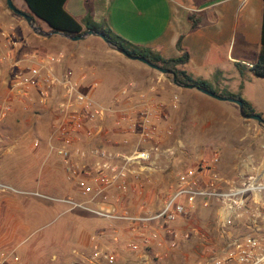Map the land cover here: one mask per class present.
Segmentation results:
<instances>
[{"label":"crops","instance_id":"1","mask_svg":"<svg viewBox=\"0 0 264 264\" xmlns=\"http://www.w3.org/2000/svg\"><path fill=\"white\" fill-rule=\"evenodd\" d=\"M20 2L24 7L12 4L17 9L30 13L22 0ZM62 7L76 22L81 24L85 17H89L93 23L102 24L124 41L146 48L164 59L179 56L180 53L176 50V43L179 41L181 49L187 54V61L178 67L179 70L193 80L206 82L218 96L223 92L239 96L240 100L250 107L252 114L264 120V105L256 104L248 95V90L256 78L251 74L250 68L260 52L262 0H64ZM32 17L33 20L36 19ZM14 18L6 9L4 0H0V27L11 23L20 26L21 29V23H17ZM42 31L49 32V29L46 26ZM61 49L67 56L65 67L70 70L72 65H76L75 70L72 71L74 76L81 77L84 86L89 87L83 89V92H87L95 101L93 93L99 84L94 74L95 65L100 62L108 63L107 60L113 59V56H121L118 53L110 55L108 52L113 51L103 50L95 44V41L78 46L76 42L51 35L22 41L20 48L12 57L24 60L25 63L26 56L31 54L44 55L45 52L54 54ZM124 59L126 63L115 62L122 70L116 84L111 88V96L105 102L95 101L96 103L111 108L114 111L113 115L117 114L127 106V103L125 101L114 104L111 101L112 96L116 88L128 83H134L155 101L168 103L171 96L175 95L177 102L179 101L178 108L174 112L168 110L167 123L171 128L175 126L186 131L189 128L187 126L192 125L188 121L189 117H195L201 122L204 120L198 129L204 141V161L210 157L206 147L212 145L218 148V163L216 167H211L212 170L215 169L214 171L218 173L222 170L225 178H231L230 175L237 170V164L242 167L245 162L246 167L242 168L241 172L247 174L252 171L247 166L252 160L244 161L241 158L250 143L242 136V119L240 116H235L238 110L234 104L228 102L233 106L225 107L221 104L223 101L205 95L201 97L197 95L200 93L193 89L177 88L165 78L154 75L145 65ZM132 62H137L139 65ZM0 74L3 78L0 83L1 99L7 95L6 82L9 75L7 65L0 64ZM92 83L95 84L94 87L91 86ZM17 106L19 107L17 103L13 105L12 112H16ZM21 110L24 111L22 114L26 118L37 113V120L30 117V123L37 121V125L39 121L41 122L40 117L47 115L43 114L47 110L34 108H21ZM51 115L53 119V114ZM6 121L8 124L10 117ZM111 122L112 119H107L102 126L100 142L111 149L121 151L123 148L119 142L122 139H128L130 142L134 139L125 130L113 127ZM1 125L0 153L6 139ZM15 128L16 126L9 123L7 129ZM48 137L38 139L37 147H30L31 149L28 150L30 155L24 158L21 165L18 164L23 158L9 160L4 164L1 160L4 152L0 154V171L5 165L11 172L6 179L8 183L0 182L18 192L15 195L0 196V223L8 222L7 226L15 236L16 232L21 234L30 229L26 235V239H30L28 242L30 244L37 241L39 233L46 235L50 230L49 226L57 221L60 224V233L56 240L61 242L60 247L63 248L62 250L59 248V257L68 264H77L80 262L72 257V254L71 261V257L66 256V251L64 254L62 252L66 245H72V249L80 255L88 252V235L107 226V222L102 221L101 216L96 213L110 212L112 194L110 189L100 191L89 182L86 183L88 190L84 195L80 194L73 181L68 182L71 183L69 187L63 186L67 182L63 166L60 159L49 151ZM14 147L18 145H14L12 141L9 148L13 150ZM9 154H12V151ZM227 164L229 168L226 167ZM34 193L41 197L35 196ZM61 199H70L79 207L71 208L58 202ZM22 215L24 219L20 218ZM87 216L99 218L101 222L85 220ZM115 221L125 226L122 221ZM18 259L20 261V257Z\"/></svg>","mask_w":264,"mask_h":264},{"label":"built area","instance_id":"2","mask_svg":"<svg viewBox=\"0 0 264 264\" xmlns=\"http://www.w3.org/2000/svg\"><path fill=\"white\" fill-rule=\"evenodd\" d=\"M21 42L15 25L0 27V64L9 68L7 95L0 99V125L15 103L23 109L51 111L48 149L60 159L65 179L73 181L81 195L88 190L87 182L100 191L113 189L125 194L131 184L135 186L133 190H140L161 163H170L181 151L179 140L171 145L164 143L172 134L167 122L168 109L177 106L175 95L168 103L155 101L134 83H128L116 88L112 96L114 104L127 103L113 115L111 108L96 103L83 92L89 87L65 67L67 56L63 52L31 54L23 63L24 60L12 57ZM2 80L0 74V83ZM107 119L134 139H122L121 151L100 142ZM38 144L36 138L31 142L34 148ZM217 163L218 153L213 152L207 161L200 160L195 167L178 172L154 211L96 214L122 221L129 237L123 241L122 249L136 256L138 264H148L149 258L161 260L189 241L192 231L176 230L178 220L198 209L212 210L218 241L201 245L198 264H264V163L249 164L252 171L236 180L212 170ZM17 193L0 182V196ZM58 202L79 207L70 199ZM121 236L110 226L88 237V256L75 251L72 254L83 264H117L116 247ZM0 264L20 261L13 250L0 249Z\"/></svg>","mask_w":264,"mask_h":264},{"label":"rangeland","instance_id":"3","mask_svg":"<svg viewBox=\"0 0 264 264\" xmlns=\"http://www.w3.org/2000/svg\"><path fill=\"white\" fill-rule=\"evenodd\" d=\"M11 1L13 4H18V7H24L23 4H21L20 0H11ZM25 11L26 10H24V12ZM9 13L11 17H15L14 19L17 21V23L18 22L21 23V29L20 26L16 24L15 27L19 32V35L22 38L23 42L26 40L30 41L31 39H35V37H37L31 33V31L26 27L24 21L21 18L13 15L10 11ZM34 20H35V25L37 27L41 28L42 30L46 29V25L43 22H41L38 19H34ZM93 41H95V44H97V46H99L103 50H107V51L109 50V48L101 40H99L98 38L96 39L94 37H87L84 40L76 42V45L82 46ZM58 52L64 53V50L61 49ZM108 53H110V55H116L114 54L116 53L114 51ZM45 54H52V53L45 52ZM39 55H43V53ZM125 61L126 60L121 56H113V59L107 60L108 63L100 62L97 63V65H95L94 74H95V78L98 79L99 81L98 87L93 93V99L95 101L105 102L108 100L109 96H111V92H112L111 88L112 86H114V84H116L118 75L122 70L118 64L119 62L126 63ZM115 62H117L118 64ZM132 63L139 65V63L137 62H132ZM75 67L76 65L74 66L72 65L70 70L74 71ZM152 73L154 75L165 78L167 82L171 83L169 76L162 75L154 70H152ZM251 86L252 87L249 86L250 88L248 90L249 97H252L254 99V102H256V104L264 105V79L255 78ZM197 95L204 97L201 94H197ZM178 102L175 109H168V110H170V112L176 111L179 104ZM221 104L222 106L225 107H228L230 105L233 106L232 104L225 101L221 102ZM18 108H16V112H12L11 114H9L6 117L5 121L2 123L3 125H1L2 131L6 135V139L3 142L4 146L1 148L2 150L1 153L4 152V154L2 153L3 155L1 156L2 163L4 162V164H7L9 160H14L17 158H21V159L23 158L18 165L23 164L24 158L30 155L28 150L31 149L30 148L31 142L35 138L40 140L46 139V137H48L50 134L49 126L50 123L52 122L51 111L44 112L43 114H47V115H43L44 120L43 117H40L41 122L39 121L38 122L39 124L37 125L36 123L37 121L30 123L31 121L30 117H34L37 120V115H36L37 113H33L35 116L31 114L30 117L26 118V116L22 114L24 113V111L21 110L20 105ZM235 116L239 117L237 113L235 114ZM9 117H10V122H8L7 124L6 120ZM188 121L192 125L187 126L189 128H187L186 131L181 128L177 129L175 128V126H172L171 137L164 140L165 141L164 143H168L167 145H171L174 141L179 140L183 145L181 151H177L175 153L170 163H161L159 165L160 167L159 170L156 173H154L151 180L148 183H145L144 185L141 186L140 189L141 191L133 190L135 186H132V184L130 185L129 191L125 194H121L113 189H110V193L112 194L110 196L111 205H112L111 208L109 209L110 212H113L115 214H122V213H138L141 211H154L159 206V203L163 198V196L170 189L172 183L175 180L176 174L186 168L195 167L198 161L204 160V141L202 139V133L199 132L198 130L200 125L204 122V120L201 122L198 119H195V117H189ZM9 123L13 124V126H16V128L11 130L7 129L9 127ZM241 127L243 131L242 136H244L245 140H249L248 143H250L248 150H246V152H244L241 155V158L244 161L251 159L252 160L251 164L254 166L259 165L261 163L263 164L264 163V128L259 127L255 121L245 120V119H242ZM12 141H14V145L15 144L18 145V147H14L13 150L9 148ZM242 142H244V139H242ZM206 150H208L210 156L213 152L218 153V148L212 147V145L206 147ZM11 151L12 154H9ZM216 166L217 164L214 167ZM237 166H238L237 170L230 175L231 178H227V179L236 180L239 178L240 175L244 174L241 171L246 167V163L244 162V165L242 167L240 166L239 163L237 164ZM226 167H228V164L226 165ZM0 172H1L0 181L3 183H8L6 179L9 176L8 174H10L11 172L8 170V168L5 167V165ZM219 174L224 177V175L222 174V170H220ZM68 182L69 181L65 183L63 182L64 183L63 186L69 187L71 183ZM197 211L198 212L188 215L187 217L181 220H178L174 225V228L178 231H185L187 229L192 231L189 241L182 244L177 251L166 254V256L163 257L161 260H155V258L154 259L149 258L148 264H198L199 254L202 250L201 245L217 244L218 240L216 237V228H215L216 224H215V217L213 211L204 210V209ZM20 218L24 219V216L22 215L20 216ZM45 218L46 217H44V220ZM100 218L101 220L103 219L102 221L107 222V226L106 225L103 226V228L97 232L106 231L108 227L111 226L118 230L119 235H122L120 237V243H118V246L116 247L117 264H138V258L136 256L127 253L125 250L122 249L123 241L129 239L125 231L126 227L125 226L123 227L122 224H120L115 220L107 219L104 217H100ZM58 219L60 218L58 217ZM85 220H91V222H93L94 220L97 222H101L99 218L96 219V218H92L91 216L89 217L87 216ZM7 223L8 222L3 223L2 221L0 223V249L14 250L15 254L18 257H20V264H68L66 263L65 260L59 257L60 256L59 248L61 250L63 248L60 247L61 242L59 243L58 240H56L58 234L60 233V224L57 221H55L49 226L50 230L46 235L39 233L37 241L35 243L32 242L30 244L28 243L30 242V239L29 240L26 239L27 238L26 235L29 233L30 229L27 232L23 231L21 234L16 232V236H15L14 234L11 233V229L7 226L8 225ZM95 233L88 235V237H90ZM11 236H13V239H11ZM88 237H87V242H88ZM72 248H73L72 245H66V248L62 253L64 254V252L66 251L65 252L67 254L66 256L71 257L72 251H75ZM82 254L84 256H88L87 251L83 252ZM73 256L76 259H78L77 256L72 254V257ZM72 257H71V261H72ZM77 264H83V263L80 262Z\"/></svg>","mask_w":264,"mask_h":264},{"label":"trees","instance_id":"4","mask_svg":"<svg viewBox=\"0 0 264 264\" xmlns=\"http://www.w3.org/2000/svg\"><path fill=\"white\" fill-rule=\"evenodd\" d=\"M27 7L29 15H33L36 19L43 22L47 28L62 34L79 35L86 30H93L100 33L106 41H108L116 49L124 51L126 54L134 57H139L173 72L177 82L186 85H192L210 91L215 94L211 87L204 81L193 80L187 76L178 67L182 66L187 61V54L181 49L179 41L176 43V50L180 53L178 57L164 59L156 53L151 52L146 48L134 46L120 37L114 35L107 27L102 24H95L89 17H85L81 24L76 22L63 9L64 0H22ZM251 74L256 78H264V0H262L261 23H260V52L255 63L250 68ZM220 97H230L240 100L239 96L228 93H220ZM243 107V112L246 114L252 113L250 107L240 100Z\"/></svg>","mask_w":264,"mask_h":264},{"label":"water","instance_id":"5","mask_svg":"<svg viewBox=\"0 0 264 264\" xmlns=\"http://www.w3.org/2000/svg\"><path fill=\"white\" fill-rule=\"evenodd\" d=\"M5 2V6L6 8L15 16L21 18L26 27L31 31L32 34H34L35 36L37 37H49L51 35H58L70 42H78V41H81V40H84L85 38L87 37H95V38H98L99 40H101L110 50L118 53L119 55H121L122 57L128 59V60H132V61H137L143 65H145L146 67H148L149 69L151 70H154L162 75H166V76H169L170 77V82L173 86L177 87V88H184V89H193L197 92H199L200 94L202 95H205L207 97H210L212 99H215V100H219V101H226V102H230L232 104H234L236 107H237V110H238V114L239 116L242 118V119H245V120H252V121H255L256 124L259 126V127H262L264 128V120H262L260 118V116L256 115V114H246L243 112V107H242V103L240 100H237V99H234V98H230V97H220L210 91H207V90H204V89H201V88H197V87H194L192 85H186V84H181L179 82L176 81L175 79V75L173 74V72H171L170 70L168 69H165V68H161L157 65H154L152 63H150L149 61L145 60V59H142V58H139V57H134V56H130L128 54H126L124 51L122 50H119V49H116L114 46H112L108 41H106L104 39V37L96 32V31H93V30H86L85 32L79 34V35H68V34H62V33H59V32H56V31H53V30H50L49 32H43L39 27H37L35 25V22L33 20V15H29L28 13H25L19 9H17L13 4H12V1L11 0H4Z\"/></svg>","mask_w":264,"mask_h":264}]
</instances>
